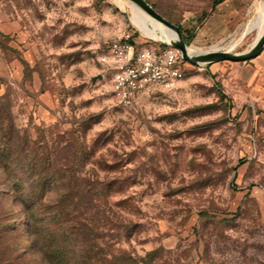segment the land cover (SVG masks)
I'll return each mask as SVG.
<instances>
[{
    "label": "rangeland",
    "instance_id": "374dc122",
    "mask_svg": "<svg viewBox=\"0 0 264 264\" xmlns=\"http://www.w3.org/2000/svg\"><path fill=\"white\" fill-rule=\"evenodd\" d=\"M146 1L207 51L260 0ZM125 3L0 0V264H264V51L121 106L99 57L151 40Z\"/></svg>",
    "mask_w": 264,
    "mask_h": 264
},
{
    "label": "built area",
    "instance_id": "2783aa9c",
    "mask_svg": "<svg viewBox=\"0 0 264 264\" xmlns=\"http://www.w3.org/2000/svg\"><path fill=\"white\" fill-rule=\"evenodd\" d=\"M99 63L111 76L113 98L128 108L140 95L175 91L182 77L178 50L152 40L137 42L130 34L113 39Z\"/></svg>",
    "mask_w": 264,
    "mask_h": 264
},
{
    "label": "water",
    "instance_id": "95a60500",
    "mask_svg": "<svg viewBox=\"0 0 264 264\" xmlns=\"http://www.w3.org/2000/svg\"><path fill=\"white\" fill-rule=\"evenodd\" d=\"M146 15L155 25L163 29L169 47L179 51L183 62L194 67L207 68L221 62L243 63L256 59L264 51V31L244 52H234V50H207L204 52L194 51L192 46L185 41L181 29L162 17L153 6L146 0H125Z\"/></svg>",
    "mask_w": 264,
    "mask_h": 264
},
{
    "label": "bare ground",
    "instance_id": "6f19581e",
    "mask_svg": "<svg viewBox=\"0 0 264 264\" xmlns=\"http://www.w3.org/2000/svg\"><path fill=\"white\" fill-rule=\"evenodd\" d=\"M117 4L124 8L126 3L124 0H115ZM129 10L131 12V22L141 32L143 36L156 42H167V37L159 26L155 25L146 15L138 10L133 5L129 4ZM264 31V0H260L254 9L253 16L248 19L244 26L236 32L228 41L222 42L216 46H213L209 50H234L249 36H254V40L250 44L253 45L260 35ZM249 46V47H250ZM194 51L204 52L195 47H192Z\"/></svg>",
    "mask_w": 264,
    "mask_h": 264
},
{
    "label": "trees",
    "instance_id": "16d2710c",
    "mask_svg": "<svg viewBox=\"0 0 264 264\" xmlns=\"http://www.w3.org/2000/svg\"><path fill=\"white\" fill-rule=\"evenodd\" d=\"M154 8V7H153ZM177 26V25H176ZM179 27V26H178ZM180 28V27H179ZM181 29V28H180ZM181 32H182V34H183V31H182V29H181ZM184 35V34H183ZM184 37H185V41L188 43V40H189V38H187L185 35H184ZM12 145V139H10V138H4V141H3V147L4 148H2V151L0 152V169L1 170H3V171H6V169H8L9 170V163L11 162V158H10V155L7 157L6 156V154H5V152H10V150H13V147H11V145ZM10 145V146H9ZM9 181V180H8ZM7 181V182H8ZM73 219L71 220H67L66 221V230H67V233H68V237L69 238H71V240H75L74 238H73V235L75 234L76 235V233H75V231L77 232L78 230H79V227L77 228L74 224H73ZM79 232H80V230H79ZM94 240V239H93ZM76 241V240H75ZM74 242V241H73ZM54 244V243H53ZM52 244V245H53ZM70 245H72L73 247L75 246V244H73V243H70ZM94 247V244H93V246H91V248H93ZM94 249V248H93ZM59 251V250H58ZM91 251H92V249H91Z\"/></svg>",
    "mask_w": 264,
    "mask_h": 264
}]
</instances>
